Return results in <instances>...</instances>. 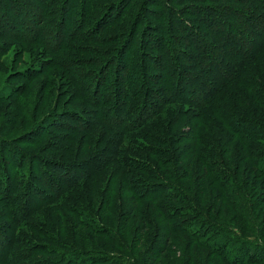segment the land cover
Listing matches in <instances>:
<instances>
[{
    "label": "trees",
    "instance_id": "trees-1",
    "mask_svg": "<svg viewBox=\"0 0 264 264\" xmlns=\"http://www.w3.org/2000/svg\"><path fill=\"white\" fill-rule=\"evenodd\" d=\"M66 1H63L64 8L61 11H66ZM125 1L129 2V8L136 6L135 0ZM205 1V4L212 6L208 11L214 18L195 15L200 13L195 11H200L198 0H159L158 4L152 2L155 7H165L167 11L159 14L158 19L153 18L158 26L152 25L157 27L158 36L164 38L165 44L158 37L154 43L149 44L147 35L140 36L138 25L140 28L144 20L139 17L135 23L137 16L130 18L126 34L111 40V43L121 44L132 29L127 49L131 56L134 52L141 55L135 64L132 63L133 58L130 59L129 68H116L113 75L116 90L113 94L117 93L120 100L118 97L114 98L109 88L112 75L108 79L103 76L102 82L97 78L89 80L97 59H93L91 64L94 68H86L85 73L76 69L75 64L64 62L63 56L55 61L54 67L72 76V85L78 88L79 96L89 102L97 119L110 127V133H104L107 142L101 141L78 154V162L65 164L55 160L49 164L52 170L50 198L43 190H36L35 184L29 179L12 180L10 171L2 169L3 190L11 191L12 196L8 200L4 198V206L9 208L10 213L15 212L17 217L15 220L12 218L14 224L21 225L20 228L27 232L35 233L34 230H38V235L42 234V239L46 241H28L22 236L21 239L28 248L24 250L27 256L20 257V264H139L138 258L133 254L106 250L96 252L91 248L87 251L84 248L83 244L87 239L91 242L95 241V237L112 239L115 234L110 226L105 225L89 210L68 208L73 215L71 223L83 230L84 236L82 233L70 236L68 228L67 232L59 229L57 235L55 231L35 229L30 220H25L34 209L41 211L48 207H58L64 198L61 194L63 190L68 192L71 188H78L111 163L124 166L120 180L121 193L131 201L136 217L141 219L140 224L145 229L142 231L150 228L153 230L152 243L155 240L161 243L160 240L164 238L165 244L170 237L183 236L200 250H209L210 255L224 264H237L240 259L242 261L238 264L263 262L264 248L258 249L263 256L260 261L253 259L255 256L247 258L248 242L230 223L239 221L253 236L256 234L257 217L253 210L264 208V0ZM39 2L40 4L33 0H0L1 50H9L18 44L24 45L22 43L41 44L49 55L69 50L68 41L71 42L74 33L67 31L64 35L67 18L64 19L65 15L58 17L55 8L50 10L55 7V3L46 1L44 5L43 0ZM190 5L193 10H183ZM215 6L218 7L216 10ZM154 11L148 12L154 14ZM51 15L54 16V23L49 20ZM192 15L197 17L199 23L202 21L203 27L204 24L208 26L205 30L200 27L202 33L183 22L184 17ZM57 17L62 18L56 21ZM177 23L183 24V28H178L180 31ZM54 25L59 27V32L50 37L49 42L51 33L48 31ZM180 33L191 35L192 43H182L183 35ZM152 37L148 36L150 42L153 41ZM175 45H186L187 49L179 51L181 57L175 54ZM82 47L73 46L70 50ZM157 48L163 49L167 65L160 63L159 70L150 74V66L158 62L157 56L152 54L160 53ZM109 50L111 48L107 47L98 51L106 56ZM145 55L151 56L148 60L152 61V65L146 62ZM111 68H114L113 63L109 69ZM0 72L3 73L2 67ZM97 72L95 70L98 75ZM158 73L164 76L157 78ZM2 92L0 101L7 96L4 87L0 89V93ZM177 103H183L195 111L191 113L193 116L188 122L190 129L187 132L179 130L171 140L161 130L165 129L167 132V128L173 125L174 120L170 121V114ZM163 115L165 116L160 118ZM89 125L92 128V125L97 124L95 122ZM91 128L81 129L80 132ZM145 139L162 145V148H152L151 155L147 154L150 155L148 163L136 158H141V154L146 156L142 145L146 148L149 146H146ZM124 142L127 147H122ZM185 143H188V154L192 156L183 168L179 164L183 154L180 150H174V147ZM123 148L136 156L135 159L124 158ZM155 152L157 153L154 154ZM194 160L198 171L196 177L190 179L195 182L196 198L189 188L180 185L181 179L185 181L193 172ZM180 170L186 176L181 175L180 178ZM46 175L49 176L47 173ZM207 183L209 188L206 187ZM30 194L44 200L43 204L34 203L29 198ZM142 203L146 204L139 205ZM203 203H207L211 215L200 207ZM142 206L148 207L146 212L138 210ZM214 210L217 211L215 218L212 216ZM198 212L212 223H196L203 216ZM150 215H154L157 221H153ZM227 217L230 222L226 221ZM2 235L0 234V250L4 251V260L14 255V246L11 241L7 251ZM253 238L257 243L264 242L260 236ZM117 242L119 246L124 245L121 240ZM16 243L20 241L16 239ZM38 254L46 258L38 257V260L31 263V258Z\"/></svg>",
    "mask_w": 264,
    "mask_h": 264
},
{
    "label": "rangeland",
    "instance_id": "rangeland-1",
    "mask_svg": "<svg viewBox=\"0 0 264 264\" xmlns=\"http://www.w3.org/2000/svg\"><path fill=\"white\" fill-rule=\"evenodd\" d=\"M39 1L42 0H33V2L40 4ZM46 1L50 2V4L51 2L55 3V7L50 10L55 8L54 11L59 14L58 17L65 15L63 17L64 19L67 18V21L65 23L66 27L63 29L65 31L64 35H66L67 31H69L70 34L74 33L75 37L71 36V42L75 43L72 44L69 40V50L65 49L62 53H58V55L47 54L45 47L41 44L29 45L27 43H22L24 45L18 44L6 51L1 50L0 46V56L3 55L2 59L0 57V67H2L3 70V73L0 72V89L4 87L5 93H7V96L5 95L4 99L0 101V193L6 192L3 190L4 186L1 181V179L4 180L2 169L6 168L7 171H10L12 180L18 179L23 181V179H29V181L35 184L34 187L36 190H43L50 198L52 192L50 188L52 183L50 182V176L52 177L50 163H53L55 160L64 162L65 164L78 162L76 161L78 154L84 153L87 149L92 148L94 144H100L101 141L107 142V137L104 133L106 131L110 133V127L97 119L98 116L95 115L89 102L79 96L77 91L78 88L72 85V82H74L72 76L68 75L64 70L54 67L57 59L63 56L64 62L75 64L77 67L76 69L82 72L86 68L95 67V69H93L94 72L89 75V80L97 78L102 82L103 76L108 79V77L112 75V80L110 77L109 81V88L113 94L116 90L113 81L116 68L117 70L122 66L129 68V61L131 58H133V64L137 63V60L141 58L140 53L137 54V52H134L133 56H131L129 49H127L128 39L132 29L127 33L129 35L128 37L125 35L121 44L111 43V40L115 37L126 34L127 26L131 20L130 18L137 16L135 18V23L139 20V17L143 18L144 22L140 24V28L138 25V29H140V36L142 34L144 37L147 35V42H149V44L154 43L157 37L159 39L161 38L160 42L164 40L162 36H158V32L156 31L157 27L152 26L153 24L154 26H158L157 21L153 18L158 19L159 14L167 12L165 7L160 9L159 6V8L155 7L156 5L152 3L156 2L158 4L159 0H135L136 6L134 5L131 8H129V2L125 0H67L66 11H61V8H64V0H43L44 5ZM56 2H58V4H56ZM160 2H164V0H160ZM197 3H199L200 11H195L200 13L195 15H209L208 10L212 6L205 4L207 3L205 0H198ZM190 8L192 10L194 9L193 6L190 5V7H186L183 10L188 11ZM216 8L218 7L215 6V10ZM148 11H154V14ZM195 15L190 17L183 16L185 18L183 22L202 33L200 27L205 30L208 26L204 24L203 27L202 21L199 23ZM81 16H83L81 18L83 21L80 19ZM58 17L55 19L56 21H60L62 18ZM210 17L214 18L213 15ZM77 19L80 20L78 21ZM49 20L54 23V16L51 15ZM180 27L183 28V24L180 25L177 23V29ZM48 32L51 33V36L49 35L50 42V37H53L56 33L58 35L59 27L54 25V28L50 29ZM180 34L181 36L183 35V37H181L183 38L182 43H192L190 41L191 35L188 33ZM148 36H153L152 42H150L151 39L148 38ZM94 40L98 41L94 42ZM184 41H186V43ZM2 42H0V44H2ZM163 43L165 44V41H163ZM73 46L83 47L81 49L70 50ZM155 46H157V44ZM107 47L111 48V50H109L106 56L98 51ZM123 48L124 51L122 52L121 50ZM157 49L160 50V53L153 52L152 54L153 56H157L158 62L157 64L153 63L154 66H150L152 70L150 74H155L154 71L159 70L158 65L160 63L166 64L165 61L167 57H165L163 49ZM174 49L176 50L175 54L177 53L180 56L179 51H183L187 49V47L186 45L182 47L175 45ZM145 56H147L146 62L152 65V61L148 60L151 56ZM122 57L123 59H121ZM93 59H97V64L91 67L94 61ZM111 63L114 64V68L109 69ZM95 70L98 71L97 73L99 76L95 73ZM23 72L24 74H22ZM83 73H85V71ZM158 74L159 75L156 76L157 78H162L164 76L163 74L160 76L161 73ZM3 93L4 92L0 93V95ZM113 96L115 98L119 95L116 93V95L113 94ZM118 98L119 100L121 99V97ZM172 108L174 109L172 110V114H170V121L172 119L174 120L173 125L167 128L168 133L165 129H160L161 132L166 134L167 138L171 140L174 134L178 133L179 130L183 129L187 132L190 129L188 122H190L193 116L191 113L195 111L183 103H177L176 106ZM151 111L153 112V110ZM109 114H111V112H109ZM164 116L165 115L160 116V118ZM95 122L97 125H92L95 124ZM89 124L92 125V128ZM59 126H61V128H59ZM88 128H91V130L80 132L81 129ZM144 141L146 146H149L146 148L142 145L143 150L146 152V156L144 154H141V158L132 156L133 154H129V152L123 148L124 158L127 157L131 160L136 157L148 163V156L151 155L150 151L152 148H162V145L159 146L148 139ZM126 145L127 144L124 142L122 147ZM224 149L226 150V147ZM174 150H180L182 152L181 154H183V157L180 158L179 164L185 168L188 160L191 159L192 156L188 154L190 151L188 143L180 144L174 147ZM156 153L157 152L154 154ZM159 156L163 157V155ZM233 164H236L234 157ZM192 170L193 172L188 175L190 177L185 181L181 179L180 185L183 184L182 186L189 188L194 193L195 182L194 179L190 178L196 177L198 171L195 160ZM122 172H124L123 165L121 166L120 163H111L102 172L96 173L89 181L81 183L78 188H74V190L71 188L68 192L63 190L61 194L64 198L61 203L59 202L60 204H58V207H48L41 211L40 209H34L25 220H30V224L33 225L35 229L44 228L49 232L55 231V234L58 235L59 229L63 232H67L66 229L68 228L70 232L69 235L72 236L74 234L75 236L76 233L83 234L84 231L71 223L70 219H73V215L69 212L68 208L73 210L83 208L95 213L105 225L113 229L112 233H115L114 238L112 237L113 240L95 237V241L91 242L87 239L86 243L83 244L87 251L88 248H91L97 250L96 252L106 250L110 252L129 253L138 258L139 264H224L216 260L212 254L210 255L209 250H200L196 246H193L187 237L173 236L168 238L165 244L164 238L160 240L161 243H159V240H155V243H152L151 240L154 235L153 230L150 228L148 231H142L144 228L140 224L141 219L136 217L134 207L130 205L132 204L131 201L128 200L127 196L121 193L120 180ZM46 173L49 174V176L46 175ZM184 174V171H179L180 178L181 175L186 176ZM206 187L209 188V183L206 184ZM55 188L57 187L55 186ZM194 194L196 198V193ZM198 196L200 200H203L200 195ZM8 197H12L11 191L0 195V234H3L1 238H3L6 243L4 247H7V251H9L12 241L14 255L9 259L5 258L3 260L2 252L4 251L0 250V264H20V257L23 255L27 256L24 250L28 248L25 247V241L21 239L23 238L22 236L28 241H46L42 239V234L38 235V230H34L35 233L27 232L20 228L21 225L16 226L14 224L13 220L17 217L15 212L11 211L12 213H10L8 210L9 208L4 206V204H6L4 198L8 200ZM30 197L34 203L43 204L42 202L44 200L38 199V196L30 194L29 198ZM49 198L47 201H49ZM143 204L146 203L139 205ZM200 207L205 213L210 214L207 203H203ZM147 208L148 207L142 206L138 210L146 212L145 210H147ZM198 213L203 216L198 218L195 221L196 223L199 224V221H201L202 224L210 222L204 214ZM253 213L257 216L255 218V235L252 236L248 233L245 226L239 221L232 222L230 225L245 236L244 239L247 240V246L249 247L246 252L247 258L255 256L253 259L260 261L263 256L258 249L264 248V242L257 243L253 237L260 236L264 241V208L255 209ZM215 214H217L216 210H214L212 214L214 218ZM150 216L153 221H157L154 215ZM226 221L230 222L228 217ZM55 234L52 233L51 235L55 236ZM88 237H91V235L88 234ZM45 238L49 237L45 236ZM16 239L19 240L20 243H16ZM118 240H121L124 245L119 246ZM255 247H257V250ZM148 252H150V256H148ZM157 252L158 254L156 255ZM38 257L46 258L42 257V254H38L31 258V263L38 260ZM240 261L242 260L240 259ZM257 264H264V260Z\"/></svg>",
    "mask_w": 264,
    "mask_h": 264
}]
</instances>
